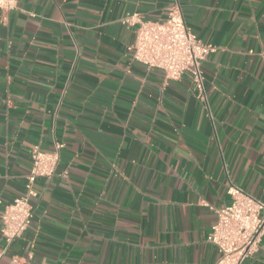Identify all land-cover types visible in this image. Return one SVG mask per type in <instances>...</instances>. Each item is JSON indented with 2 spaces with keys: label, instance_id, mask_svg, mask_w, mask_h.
<instances>
[{
  "label": "crops",
  "instance_id": "obj_1",
  "mask_svg": "<svg viewBox=\"0 0 264 264\" xmlns=\"http://www.w3.org/2000/svg\"><path fill=\"white\" fill-rule=\"evenodd\" d=\"M175 2L215 48L208 110L189 74L165 81L127 49L126 14L163 20ZM55 142L0 264H216L227 177L264 202V0H17L0 12V211L25 194L33 146ZM242 264H264V234Z\"/></svg>",
  "mask_w": 264,
  "mask_h": 264
},
{
  "label": "built area",
  "instance_id": "obj_2",
  "mask_svg": "<svg viewBox=\"0 0 264 264\" xmlns=\"http://www.w3.org/2000/svg\"><path fill=\"white\" fill-rule=\"evenodd\" d=\"M16 8L17 0H0L1 13ZM122 23L134 33L133 44L127 48L133 61L147 69L160 70L165 81L178 80L183 74H189L196 98L208 110L201 64L215 48L203 44L189 31L178 2L168 8L163 20H143L138 14H126ZM63 148V143L55 142L51 152L42 151L39 145L31 149L25 194L14 197L0 211L1 237L7 245L28 229L32 216L30 199L36 197L33 185L37 179L54 177ZM225 192L230 202L215 210L216 223L206 241L219 253L216 264H242L256 252L264 234V202L231 183L228 177Z\"/></svg>",
  "mask_w": 264,
  "mask_h": 264
}]
</instances>
